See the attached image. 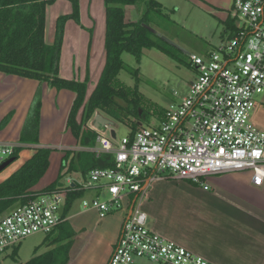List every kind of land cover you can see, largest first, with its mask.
Wrapping results in <instances>:
<instances>
[{"label":"built area","instance_id":"obj_1","mask_svg":"<svg viewBox=\"0 0 264 264\" xmlns=\"http://www.w3.org/2000/svg\"><path fill=\"white\" fill-rule=\"evenodd\" d=\"M233 9L232 36L203 53H187L195 71L188 96L118 142L97 132L94 146L76 149L114 158L111 167L90 168L80 185L94 192L82 198L83 209L100 218L124 212L106 264H216L147 226L136 202L152 179L169 174L201 183L207 176L250 171L253 185L264 183V131L250 121L255 96L264 93V0H234ZM21 146L0 141V164ZM65 196L64 189L36 194L1 217L0 252L29 235L51 233L64 220Z\"/></svg>","mask_w":264,"mask_h":264},{"label":"crops","instance_id":"obj_2","mask_svg":"<svg viewBox=\"0 0 264 264\" xmlns=\"http://www.w3.org/2000/svg\"><path fill=\"white\" fill-rule=\"evenodd\" d=\"M84 1L79 0L81 24L84 21ZM87 1L90 13H93L95 17L101 16V32L103 33L105 14L104 8H99L102 0ZM197 1L210 4L212 2L220 3V0ZM57 5L64 6L63 11H69V2L54 0L46 7L45 28L49 25L50 7H58ZM57 14L58 12L53 14L54 17H57ZM228 17H231V14H228L223 20L224 29L225 20ZM88 23L92 24L90 21ZM69 25L72 26L71 34L74 38H72L73 43L67 45L65 42ZM87 36L84 29L71 21L66 23L58 62L59 76L83 80L88 70V80L90 81L94 78V72L97 74L100 70V74L105 62V52L98 51L93 37L88 47L89 57L86 58L84 53L86 40L84 38ZM44 38L48 44L53 42L54 29L52 27H50L49 40L48 38L46 40L45 32ZM226 38L224 31L219 42ZM81 52H83L86 64L83 56V58L78 57ZM97 57L99 60H96ZM96 64L97 66L94 67ZM81 66L82 70L80 71ZM73 99L74 93L68 89L56 90L46 82L0 71V141L21 143L19 142L21 131L23 129L26 130V133L32 131L37 112L36 143H21L25 148H32L25 151V159H28L37 147L60 145L59 148L67 146L65 148L68 150L78 149L79 142L75 141L71 132L66 128V118ZM65 164L67 165V162ZM75 167L72 172L67 171L66 167L62 170L59 169L54 178L56 164L49 161L46 173L31 190H41L58 176L61 178L68 172L70 173L69 177L59 179V181L63 185H74L76 182L80 186L86 177L79 175L77 166L75 165ZM49 173L51 175L48 180L45 177ZM6 178L4 177L0 182ZM155 179L163 180L160 177ZM150 182L145 185V188ZM188 182L195 186H177L167 192L163 190L160 193L155 191L149 194L146 200L143 199L144 190V193L139 197V205L145 209L149 228L216 264H264V183L260 186L253 185L250 171L207 176L202 179L201 183ZM203 185H207V188L205 189ZM87 193L92 194L90 197L94 195L92 190H84L80 198L85 197ZM16 205L18 204L9 207L0 214V218ZM122 219L123 213L120 212H113L100 218L93 209H83L82 207L81 210L70 211L69 209L64 220L68 222L73 236L66 264H106L116 242ZM63 231L68 230L58 225L51 233L44 234L49 244L41 247L38 251L35 250L33 256L53 248L56 243L55 238L61 236ZM20 244L19 242L11 248V253L15 251L14 254H17ZM22 263L24 261L19 262V264ZM139 264L155 263L140 260Z\"/></svg>","mask_w":264,"mask_h":264},{"label":"trees","instance_id":"obj_3","mask_svg":"<svg viewBox=\"0 0 264 264\" xmlns=\"http://www.w3.org/2000/svg\"><path fill=\"white\" fill-rule=\"evenodd\" d=\"M69 1L72 12L57 17L54 41L48 44L44 38L46 7L54 0H0V71L46 82L56 90L72 91L74 99L66 118V128L80 146L91 147L95 144L97 132L89 126L90 132L85 133L84 128L95 111H102L107 116L122 122L130 120V116L134 117L130 120L131 132L140 124L139 118L143 117V109L138 107L136 92L131 91L132 97H129L128 92L118 84L117 76L124 67L121 53L127 52L139 62L143 49H157L172 59H177L176 52L179 50L146 28L158 30V17L161 18L164 14L160 0H103L105 62L98 82L86 97L88 71L83 81L64 78L58 74L64 23L69 18L79 22V0ZM131 7L139 12L135 21L125 18V9ZM224 31L226 37L234 34L235 24L232 17L225 20ZM137 71L138 69L134 70L135 78ZM120 100L125 104H121ZM80 109V117L77 120L76 116ZM163 113L159 120L162 119ZM5 120L6 118L3 119V123ZM34 120L32 131L26 133L23 129L19 142L36 143L37 112ZM22 147L24 146L16 149L14 160L17 159L18 151ZM49 154L48 147L35 148L34 153L19 168L0 182V214L15 204L24 203L36 194L64 189L66 190L62 209L64 218L73 201L82 197L84 193L82 187L76 182L74 185H63L59 181L60 176L41 190H31L47 170ZM113 160L111 154L94 156L85 150L66 149L60 170L66 167L67 171H73L76 165L85 178L90 168L111 167ZM59 227L68 231H63L61 236L55 238V246L22 264H66L73 231L66 220H63Z\"/></svg>","mask_w":264,"mask_h":264},{"label":"rangeland","instance_id":"obj_4","mask_svg":"<svg viewBox=\"0 0 264 264\" xmlns=\"http://www.w3.org/2000/svg\"><path fill=\"white\" fill-rule=\"evenodd\" d=\"M70 7L69 11L65 12L62 10L64 6L57 5L58 7H50L49 9V25L45 28L46 40H49L50 27L54 29L55 33V23L56 19L60 15L69 14L72 12V5L69 0ZM216 1V0H215ZM234 0H220V3L212 2H200L197 0H160L161 5L163 6V16L158 17L159 26L158 30L153 32L154 34L160 36L165 41L174 45L179 51L176 53L177 59H172L168 55L162 53L161 51L151 48L143 49L140 61L137 62L135 58L127 53H121V59L124 63V67L120 70L117 79L119 86L123 87L129 94V97H132L131 91L136 92L138 107L143 109V117L139 118L140 125L147 126L153 123L158 122L159 117L164 112V109L172 102L179 101L184 99L189 94V82L194 78L195 71L190 66L188 62L187 53H203V51L212 49L213 45H217L220 41L221 35L224 33V23L223 20L231 14L233 9ZM91 6V4H90ZM60 7V8H59ZM104 8V1L99 5V8ZM139 8V7H137ZM136 9V8H135ZM134 8L125 9V18L127 20H136L138 19L139 12ZM62 10V11H61ZM61 11V12H60ZM78 14H80L79 1H78ZM58 12L57 17H54L53 14ZM138 12V13H137ZM83 13L84 21L81 24L80 17L79 22L69 18L65 21L63 26V33L65 31V26L68 21H71L73 24L79 26L87 32L90 40H86V51L85 57H89V45L91 38H95V46H97L98 51L105 52L104 47V31L101 32V16L95 17L93 13H90L89 2L85 0L83 2ZM92 23L91 25L88 23ZM72 26L69 25L67 28V40L65 43H73L71 34ZM105 28V24H104ZM154 30V29H153ZM63 39V36H62ZM54 41V39L52 40ZM75 42V40H74ZM89 42V43H88ZM53 43V42H52ZM51 43V44H52ZM62 43V41H61ZM75 44V43H74ZM83 44V43H82ZM97 52V51H95ZM83 52L80 53L78 57H82ZM77 59V54H76ZM84 57V56H83ZM82 57V58H83ZM84 57V63H85ZM96 60H99L97 57ZM98 63V61H96ZM86 64V63H85ZM77 65V64H76ZM85 66V65H84ZM97 64L94 66L96 67ZM104 66V65H103ZM88 68V66H87ZM82 70V66L79 68ZM99 69V68H98ZM103 69V67H102ZM101 69V72H102ZM137 71V78L134 76V70ZM88 71V70H87ZM99 71L97 74L94 72L92 80L87 81L86 92H91L96 83L99 80L100 74ZM96 77V78H95ZM73 79V78H71ZM83 81V80H79ZM86 93V94H87ZM89 94V93H88ZM86 95V97L88 96ZM121 104H125L123 101H119ZM81 109L77 113V120H79ZM104 114L102 111H95ZM89 119L84 128V132H90L89 126L91 125V120L94 116ZM106 117L113 120L114 124L110 126V130H114L115 141L118 142L122 137L126 136L130 131V120H133L134 117H129L130 120L118 121L113 119L110 116ZM250 121L259 129L264 131V93L257 94L255 96V106L250 111ZM110 132L106 130L103 134L108 135ZM63 136V135H61ZM59 137V136H58ZM96 140V138H95ZM76 141V139H75ZM56 143V142H54ZM64 143V142H61ZM95 145V144H94ZM60 145L47 146L50 148L49 161H53L56 164V173H58L61 163L62 156L65 153L67 146ZM38 148V147H37ZM32 148L22 147L18 151V157L4 169L0 171V180L4 177H8L11 172H14L21 164L26 160L24 158L25 151H28ZM34 150V149H33ZM51 158V159H50ZM61 160V163H60ZM23 161V162H22ZM63 164V163H62ZM55 166V165H54ZM76 168V167H75ZM54 169V168H53ZM79 175H81L80 168L77 167ZM47 171V170H46ZM45 171V173H46ZM62 172V171H61ZM72 172V171H69ZM64 174L61 176V180L69 177L70 173ZM44 173V174H45ZM43 174V176H44ZM49 175H46L45 178H50ZM78 176V174L76 173ZM167 175V176H166ZM82 176V175H81ZM86 176V175H85ZM163 180H151L149 185L145 188V194L143 199H147L149 194L163 192L170 189H173L177 186H195L192 183H189V180L179 179L169 174H163L160 176ZM51 183V182H50ZM48 185V184H47ZM197 186V185H196ZM92 194L87 193L85 198H89ZM140 198H138L136 205L139 203ZM82 198H77L73 201L70 211L81 210ZM145 211L144 207H141ZM120 212L122 211H114ZM113 213V212H112ZM111 214V213H109ZM108 215V214H107ZM117 214H114V216ZM123 220V219H122ZM122 222V221H121ZM147 226L149 224L147 222ZM19 251L16 254H11L10 249L4 252H0V264H19L20 261L29 260L33 255L35 250L38 251L41 247L47 246L48 240L44 237L43 233H35L29 235L20 241ZM38 253V252H37ZM145 261V259H142ZM146 262H148L146 260ZM156 264V263H155Z\"/></svg>","mask_w":264,"mask_h":264},{"label":"water","instance_id":"obj_5","mask_svg":"<svg viewBox=\"0 0 264 264\" xmlns=\"http://www.w3.org/2000/svg\"><path fill=\"white\" fill-rule=\"evenodd\" d=\"M151 32H155L152 28L146 27ZM156 33V32H155ZM114 124L113 120L103 116L101 113L96 112L91 120V127L98 133H104L107 130V126H112ZM110 135L112 138H115L114 130H110ZM14 161V157L8 158L2 164H0V171L4 169L7 165Z\"/></svg>","mask_w":264,"mask_h":264}]
</instances>
